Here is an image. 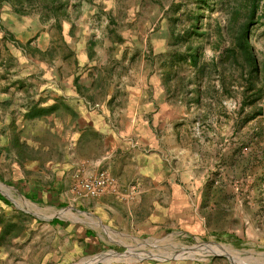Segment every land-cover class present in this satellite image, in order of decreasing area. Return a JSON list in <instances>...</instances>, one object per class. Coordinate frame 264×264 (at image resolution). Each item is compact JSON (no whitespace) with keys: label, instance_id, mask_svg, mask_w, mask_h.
<instances>
[{"label":"crops","instance_id":"0c3cea01","mask_svg":"<svg viewBox=\"0 0 264 264\" xmlns=\"http://www.w3.org/2000/svg\"><path fill=\"white\" fill-rule=\"evenodd\" d=\"M82 89L77 73L55 79L17 117L0 122V185L10 188L5 194L0 187V264H98L123 259L103 260L130 241L230 231L231 188L219 172L197 173L180 154L177 105L158 77L143 76L119 106L109 91L97 103ZM30 107L43 113L30 116ZM99 171L116 191L85 196L72 189L77 178ZM108 251L116 253L99 258Z\"/></svg>","mask_w":264,"mask_h":264},{"label":"rangeland","instance_id":"374dc122","mask_svg":"<svg viewBox=\"0 0 264 264\" xmlns=\"http://www.w3.org/2000/svg\"><path fill=\"white\" fill-rule=\"evenodd\" d=\"M240 1L227 0L229 4L224 6L216 0H206V4L200 0H67L68 14L60 22V29L51 20L42 22L32 12L17 14L11 4H2L0 122L17 117L23 105L41 98L55 79L74 73L97 103L105 100L104 93L109 91L114 106L123 104L132 88H140L143 76L149 79L155 75L160 80L168 59L159 62L157 53L166 47L169 24L173 20L177 27H182L187 23V14L196 12L199 5L200 22L210 34V39L201 42L203 60H218L213 47L220 43L216 41L213 24H224L223 12L231 11ZM257 14L260 20L251 27L249 41L258 59L264 60V0L259 1ZM33 47L42 53L32 51ZM182 68H172L175 76L168 85L174 89L172 98L180 101L176 104L180 154L197 173L222 175L236 204L235 222L226 224L230 231L208 232L198 237L177 231L130 241L127 248L115 249L118 253L98 254L99 258L118 254L104 257L105 261L123 259L98 264L132 260L264 264V99L259 101L262 114L241 123V87L235 73L230 77L225 69V83L231 87L222 92L216 77L194 85L188 81L190 69ZM194 88L199 90L198 101L194 100ZM83 98V102L89 101L86 96ZM172 98H168L170 102ZM1 185L4 193L10 189ZM128 253H132L130 258L125 257ZM90 259L77 264L91 263Z\"/></svg>","mask_w":264,"mask_h":264},{"label":"trees","instance_id":"16d2710c","mask_svg":"<svg viewBox=\"0 0 264 264\" xmlns=\"http://www.w3.org/2000/svg\"><path fill=\"white\" fill-rule=\"evenodd\" d=\"M200 1L202 4H206V0ZM216 1L224 6L229 4L227 0ZM259 1L241 0L237 6L231 8V11L223 12L224 24L221 25L218 21L214 22L213 29L217 37L216 41L220 44H215L213 47V50L217 51L218 60L212 57L209 62L203 60L201 50V42L210 39V34L200 22L202 16V12H199L200 5L197 6L196 12H190L189 16L187 14V23L182 27H177L172 20L166 30V47L164 51L157 53L159 62L164 58L168 59V67L160 73L161 88L167 95L166 97L169 99L174 97V89L168 88L169 81L175 76V71L172 68L181 70L183 69L182 66L188 67L190 69L188 81H193L194 85H198L203 79L212 80L216 77L222 92H228L231 87L225 83L227 79L224 76V71L228 69L230 77L234 73L235 76L237 75V82L241 87L238 106V113L241 115L240 122L245 123L262 114L259 101L264 99V60L258 59L249 41L251 27L260 20V14H257ZM4 3L11 4L14 13L27 14L32 12L42 22L51 20L58 29L61 27L60 22L68 14L66 12L67 0H0V7ZM28 45L26 43V46ZM30 49L42 53L35 47ZM181 77H179L180 80ZM194 92V100L198 101L200 96L198 88H194ZM171 103L176 105L180 101L173 99ZM246 108L249 110L245 111ZM34 111L36 109L30 107L28 115L36 116L43 113L42 109H38L37 112ZM243 111L245 112L243 113Z\"/></svg>","mask_w":264,"mask_h":264},{"label":"built area","instance_id":"2783aa9c","mask_svg":"<svg viewBox=\"0 0 264 264\" xmlns=\"http://www.w3.org/2000/svg\"><path fill=\"white\" fill-rule=\"evenodd\" d=\"M72 189L85 196H97L105 191H116V185L105 171L96 172L87 177L77 178ZM134 188L130 192L124 194L128 198H132Z\"/></svg>","mask_w":264,"mask_h":264},{"label":"bare ground","instance_id":"6f19581e","mask_svg":"<svg viewBox=\"0 0 264 264\" xmlns=\"http://www.w3.org/2000/svg\"><path fill=\"white\" fill-rule=\"evenodd\" d=\"M191 251H194V249L193 250L191 249Z\"/></svg>","mask_w":264,"mask_h":264}]
</instances>
